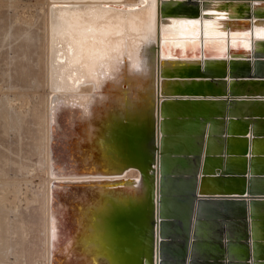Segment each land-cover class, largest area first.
<instances>
[{
    "label": "water",
    "instance_id": "95a60500",
    "mask_svg": "<svg viewBox=\"0 0 264 264\" xmlns=\"http://www.w3.org/2000/svg\"><path fill=\"white\" fill-rule=\"evenodd\" d=\"M50 19V264H264V0Z\"/></svg>",
    "mask_w": 264,
    "mask_h": 264
},
{
    "label": "rangeland",
    "instance_id": "374dc122",
    "mask_svg": "<svg viewBox=\"0 0 264 264\" xmlns=\"http://www.w3.org/2000/svg\"><path fill=\"white\" fill-rule=\"evenodd\" d=\"M49 1L0 0V264H49Z\"/></svg>",
    "mask_w": 264,
    "mask_h": 264
},
{
    "label": "bare ground",
    "instance_id": "6f19581e",
    "mask_svg": "<svg viewBox=\"0 0 264 264\" xmlns=\"http://www.w3.org/2000/svg\"><path fill=\"white\" fill-rule=\"evenodd\" d=\"M57 0H51L49 1V3L51 4L52 2H55ZM59 1H62V2H66V3H72L74 5H76L77 3H84V4H88V3H92L93 1H106L108 3H125L127 4L128 6L130 5H134L135 3L139 2V1H142V0H135L134 2H128V0H59ZM50 4L48 5V8L46 10V29H47V37H46V81H47V86H48V90H49V95L50 93L52 92L51 89H49V86H50V83H51V76H52V68H51V65H52V62H51V54H50V49H51V36H52V31L54 29V24H53V21L50 19ZM131 8V7H130ZM187 11L189 13H193L195 12V9H187ZM64 12H67V10H63L61 11V13H64ZM87 21L89 23V27H93L92 24H91V21H92V17H88L87 18ZM215 21V20H214ZM214 21H211L209 22L208 26L209 27H213L215 25L216 22ZM86 28H84L85 30ZM216 29V28H215ZM194 31V29H193ZM89 34H92L90 31H85L84 32V35L85 36H88ZM158 39H157V54L159 56V53H158ZM158 56H157V59H158ZM58 66H60L58 64ZM239 67L241 68L240 70H250L252 68V66H249L247 62H240L239 63ZM264 68V64L261 63L260 66H258L257 70L259 71H262ZM92 89V83L90 82H83V83H80L79 84V88H78V91L81 92V93H87L89 92L90 90ZM255 107V106H253ZM244 107H242L241 109H243ZM258 109V108H257ZM47 129V130H46ZM46 169H47V172L49 174V97H48V112L46 113ZM139 175V171L137 168L135 167H130L126 170V172L122 175V176H119V177H122V178H128V177H137ZM115 177H118V175H114V176H110V178H115ZM53 178L49 175L48 176V182L50 184V181L52 180ZM49 199H50V194L48 195L47 199H46V203H47V207H46V219H47V244H48V251H49V224H50V211H49ZM49 264H50V260H49Z\"/></svg>",
    "mask_w": 264,
    "mask_h": 264
},
{
    "label": "crops",
    "instance_id": "0c3cea01",
    "mask_svg": "<svg viewBox=\"0 0 264 264\" xmlns=\"http://www.w3.org/2000/svg\"><path fill=\"white\" fill-rule=\"evenodd\" d=\"M188 29L191 30V31H193L194 28H192V27H188ZM217 30H218V29H217ZM194 31H195V30H194ZM227 46H228V44H227ZM262 71H263V70H262ZM242 107H244V106H242ZM242 107H241V108H242ZM245 108H246V107H245ZM245 108H243V109H244V110H248V109H245Z\"/></svg>",
    "mask_w": 264,
    "mask_h": 264
}]
</instances>
